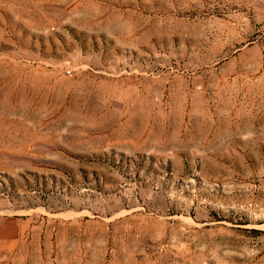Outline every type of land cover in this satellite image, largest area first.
I'll use <instances>...</instances> for the list:
<instances>
[{"label":"rangeland","instance_id":"1","mask_svg":"<svg viewBox=\"0 0 264 264\" xmlns=\"http://www.w3.org/2000/svg\"><path fill=\"white\" fill-rule=\"evenodd\" d=\"M0 264H264V0H0Z\"/></svg>","mask_w":264,"mask_h":264}]
</instances>
